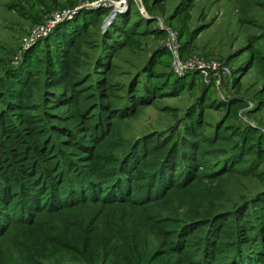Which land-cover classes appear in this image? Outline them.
Returning a JSON list of instances; mask_svg holds the SVG:
<instances>
[{
    "label": "trees",
    "instance_id": "trees-1",
    "mask_svg": "<svg viewBox=\"0 0 264 264\" xmlns=\"http://www.w3.org/2000/svg\"><path fill=\"white\" fill-rule=\"evenodd\" d=\"M81 13L42 85L39 57L20 66L24 77L0 75V264H264V188L223 205L249 175L250 146L229 127L205 135L199 110L126 136V121L163 92L138 73L123 94L108 80L145 21L118 14L102 32L108 9Z\"/></svg>",
    "mask_w": 264,
    "mask_h": 264
},
{
    "label": "rangeland",
    "instance_id": "rangeland-1",
    "mask_svg": "<svg viewBox=\"0 0 264 264\" xmlns=\"http://www.w3.org/2000/svg\"><path fill=\"white\" fill-rule=\"evenodd\" d=\"M100 7L108 9L100 23L102 32L118 14L136 16L140 21L138 17H142L148 30L132 36L111 58L110 83L123 94L125 84L138 73L152 92L163 91L154 104L126 121V136L164 132L179 124L187 111L195 116L199 110L198 124L205 135H211L217 126L229 127L235 130L239 145L241 138L250 146L246 155L249 175L237 176L234 189L223 199L224 208L240 193L248 198L263 190L264 0H0V75L11 67L14 77H24L22 69L32 57H39L32 66L42 85L44 62L58 52L61 35L76 29L77 22L84 19L82 11ZM69 11L71 15L58 18L49 31L30 40L38 26L47 25L56 13ZM166 29L175 32L181 58L215 61L228 71L208 77L196 72L174 73L165 47ZM92 55L96 57L98 52ZM144 66L148 74L142 73ZM6 89L7 85L0 84V91ZM41 99L39 91L36 100ZM215 164L220 166L213 160L203 168Z\"/></svg>",
    "mask_w": 264,
    "mask_h": 264
},
{
    "label": "built area",
    "instance_id": "built-area-1",
    "mask_svg": "<svg viewBox=\"0 0 264 264\" xmlns=\"http://www.w3.org/2000/svg\"><path fill=\"white\" fill-rule=\"evenodd\" d=\"M69 12H61L56 13L51 21L47 23V25H40L38 26L33 33L31 34L30 40H34L37 37L45 34L47 31L50 30V27L58 21L60 17L65 16L66 14H70ZM71 15V14H70ZM165 47L168 49L171 57H172V65H173V72L176 74H183L186 72H197L203 74L205 77L211 76L213 73H226L228 69L222 67L219 63L215 61H204L202 59L196 58H181L178 53V45H177V37L175 32L170 29H166V41ZM219 79L215 80V83L219 84Z\"/></svg>",
    "mask_w": 264,
    "mask_h": 264
},
{
    "label": "water",
    "instance_id": "water-1",
    "mask_svg": "<svg viewBox=\"0 0 264 264\" xmlns=\"http://www.w3.org/2000/svg\"><path fill=\"white\" fill-rule=\"evenodd\" d=\"M113 14H114V11L111 13V16H112ZM109 18H110V16H109ZM108 21H109V19H108ZM106 22H107V21H106ZM106 22H105L104 26L107 24Z\"/></svg>",
    "mask_w": 264,
    "mask_h": 264
}]
</instances>
